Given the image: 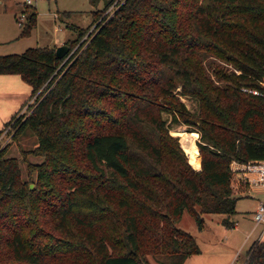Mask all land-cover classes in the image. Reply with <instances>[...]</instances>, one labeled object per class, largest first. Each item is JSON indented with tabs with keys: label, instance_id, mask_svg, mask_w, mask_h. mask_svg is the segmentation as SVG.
Instances as JSON below:
<instances>
[{
	"label": "trees",
	"instance_id": "1",
	"mask_svg": "<svg viewBox=\"0 0 264 264\" xmlns=\"http://www.w3.org/2000/svg\"><path fill=\"white\" fill-rule=\"evenodd\" d=\"M71 27L62 58L55 45L0 55V74L31 87L21 107L33 97L0 133L30 130L42 157L0 144V264H183L200 252L183 211L198 229L205 214L233 227L250 186L231 164L264 159V97L242 89L264 92V0H104ZM172 124L198 135L199 170ZM263 262L257 239L244 264Z\"/></svg>",
	"mask_w": 264,
	"mask_h": 264
},
{
	"label": "rangeland",
	"instance_id": "2",
	"mask_svg": "<svg viewBox=\"0 0 264 264\" xmlns=\"http://www.w3.org/2000/svg\"><path fill=\"white\" fill-rule=\"evenodd\" d=\"M103 5L104 0H99L96 3H93L91 0H35L31 8H29L25 7L23 0H0V55L20 53L29 47L47 45H55L57 47L62 43H66L77 35V32L71 25L81 28L87 27L92 22L93 11L100 10ZM32 8L36 12V23L24 29L26 22L20 25L17 20L19 19L21 10L24 9V12H28ZM114 8L110 6L108 9L102 10L98 15L111 13ZM24 21L25 19L21 20L22 23ZM96 23L89 27L84 37H87L89 31L94 28ZM23 30L25 31L23 32ZM82 40L83 38L74 47H78ZM219 62L230 70L236 71L231 64ZM0 86H3L5 90H9L5 94L18 95L15 98L6 95L5 99H0L1 129L10 116L15 113L14 109L10 106L13 98L14 100L17 97L22 98L27 91L31 90V87L26 82H20L19 85L15 84V86L13 85L14 87H6L2 84ZM180 98L190 110L197 109V103L189 96L184 95L180 96ZM32 101L33 97L20 107L17 115L27 111ZM163 117L170 121L169 113L163 112ZM7 129L8 127L0 133L1 145L9 141L7 155L20 157V152L24 151L28 163L41 161L42 157L36 150L37 139L33 132L26 130L10 141V135L6 133ZM190 129L185 124H172L170 132L179 137V143L193 169L199 170L200 168L196 164V160L200 158V153L199 156L193 153L196 156L189 157V155L193 154L188 151L186 145L192 142L196 149H198L196 143L198 135L191 132ZM21 168L22 178L28 179L29 185L33 187V182L29 179V175L34 177L35 172L25 162L21 164ZM253 194L256 197H253ZM258 200L264 201V185L250 187L249 196L240 198L237 201L236 212L231 215L234 226L225 228L223 225L225 230L230 233L229 235L225 233L224 235L218 234L215 236L210 232V230L217 226L216 217L220 214L203 215L207 230H205V234L203 233L202 236V233L199 234L197 231L198 228L194 218L188 211L184 210L178 225L195 237L200 252L199 254L196 253L195 255L192 254L193 256L190 255L191 257H187L183 264H244L246 252L251 243L257 239L264 241V223L256 224L254 220V211L257 209ZM223 226L220 225V227ZM150 262L151 264H159L153 258H150Z\"/></svg>",
	"mask_w": 264,
	"mask_h": 264
},
{
	"label": "built area",
	"instance_id": "3",
	"mask_svg": "<svg viewBox=\"0 0 264 264\" xmlns=\"http://www.w3.org/2000/svg\"><path fill=\"white\" fill-rule=\"evenodd\" d=\"M35 0H23L25 5H32ZM25 19V13L21 11L18 22ZM264 86V83L262 82ZM254 94H259L264 97V92H260L257 89H247ZM231 169L236 171L250 187L254 185H264V159L261 160H249L247 162H232ZM254 220L256 224L264 223V201L259 200L257 209L254 211ZM264 225V224H263Z\"/></svg>",
	"mask_w": 264,
	"mask_h": 264
},
{
	"label": "crops",
	"instance_id": "4",
	"mask_svg": "<svg viewBox=\"0 0 264 264\" xmlns=\"http://www.w3.org/2000/svg\"><path fill=\"white\" fill-rule=\"evenodd\" d=\"M21 11H23V10H21ZM20 82H24L21 78H20V76L18 75V74H0V84H2V85H4V86H12V87H14L15 86V84H17V85H19L20 84ZM14 85V86H13ZM6 91H9V90H5V88L3 87V86H0V99H5V97H6V95H10V97H14L15 98V96H18V95H13V94H5L6 93ZM30 92V91H29ZM29 92L27 91L24 95H23V97L22 98H19V97H17V99L16 100H14V98H13V100L11 101V104H10V106L14 109L13 111H15V112H17L19 109H20V107H21V105H22V103H23V101L26 99V97H27V95L29 94ZM12 116V115H11ZM10 116V117H11ZM190 145V146H189ZM192 145V146H191ZM188 146H189V151L193 154V153H196V147L194 146V144L191 142L190 144H188ZM253 197H256V195L255 194H253ZM259 201V200H258ZM221 219H222V216L221 215H218L217 217H216V223H217V226H215L212 230H210V229H208V230H210V232L213 234V235H218V234H222V235H224L225 233H227L228 235L230 234V233H228V231H226L225 230V228H226V226H225V228H224V226H223V224H222V222H221ZM178 224H179V222H178ZM220 225L221 226H223V227H220ZM205 230H207L206 229V226H205V224L203 225V227L201 228V230H198L197 229V231H198V233L199 234H201L202 233V236H203V233L205 232ZM205 234V233H204ZM201 236V235H200ZM242 245V244H241ZM199 254V253H198ZM193 255H195V254H193ZM193 255H191V256H193ZM190 256V257H191Z\"/></svg>",
	"mask_w": 264,
	"mask_h": 264
},
{
	"label": "water",
	"instance_id": "5",
	"mask_svg": "<svg viewBox=\"0 0 264 264\" xmlns=\"http://www.w3.org/2000/svg\"><path fill=\"white\" fill-rule=\"evenodd\" d=\"M67 52H68V46L65 43H62L55 48V55L58 58H62ZM196 150H197V154L199 155L198 149ZM30 187H32V185H30Z\"/></svg>",
	"mask_w": 264,
	"mask_h": 264
},
{
	"label": "bare ground",
	"instance_id": "6",
	"mask_svg": "<svg viewBox=\"0 0 264 264\" xmlns=\"http://www.w3.org/2000/svg\"><path fill=\"white\" fill-rule=\"evenodd\" d=\"M186 145H187V149H188L190 145L188 146V143ZM188 151H189V149H188ZM196 154H197V150H196ZM197 156H199V155L197 154Z\"/></svg>",
	"mask_w": 264,
	"mask_h": 264
}]
</instances>
